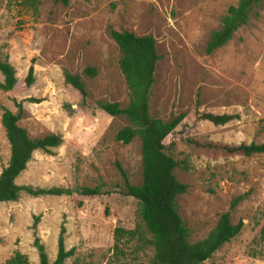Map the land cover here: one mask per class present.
Masks as SVG:
<instances>
[{
    "label": "rangeland",
    "instance_id": "1",
    "mask_svg": "<svg viewBox=\"0 0 264 264\" xmlns=\"http://www.w3.org/2000/svg\"><path fill=\"white\" fill-rule=\"evenodd\" d=\"M237 2L70 0L64 7L41 0L36 10H28L0 0V60L8 61L18 79L26 76L30 66L34 71V83L19 89L15 99L41 100L23 103L18 125L30 139L50 134L62 137L59 147L33 153L16 184L67 189L102 186L108 192L85 200L80 207L71 197L33 198L25 193L14 202L0 203V264L16 251L27 257L28 264H38L31 229L34 216L40 217L36 235L50 263L63 222L65 249L75 248L63 264H151L154 252L139 218V203L123 194L125 180L116 168H121L129 185L141 184L140 140L136 137L128 145L115 141L128 121L107 116L96 107L102 102L125 108L130 100L110 29L153 37L160 59L149 113L163 122L185 115L166 143L175 142L172 152L179 166L173 174L187 186L176 198V206L188 241L204 239L228 211L231 224H243L233 239L202 264H264V153L244 157L215 148L264 144V0L229 42L209 55L204 52L221 17ZM86 67L96 69L94 78L83 73ZM63 72L81 78L89 107H80V96L64 83ZM1 106L16 113L2 91ZM196 111L236 119L213 126L198 120ZM9 157L0 123V172ZM116 227L135 231V237L124 240L122 255L114 258Z\"/></svg>",
    "mask_w": 264,
    "mask_h": 264
},
{
    "label": "trees",
    "instance_id": "2",
    "mask_svg": "<svg viewBox=\"0 0 264 264\" xmlns=\"http://www.w3.org/2000/svg\"><path fill=\"white\" fill-rule=\"evenodd\" d=\"M41 0H8L11 4H18L28 10H36ZM262 0H238L235 5L229 6L225 15L221 17L219 28L213 31L206 43L205 54L209 55L229 42L236 31L246 25L253 10ZM56 4L67 6L70 0H53ZM109 36L117 46L120 58L118 67L124 77L130 93V100L125 108L116 103L98 102L96 107L110 117H124L128 125L120 129L115 135V141L128 145L138 137L141 143V184L131 186L127 182L121 168H116L125 180L123 194L137 200L140 206L139 218L150 236V245L153 248L151 264H202L210 259L219 248L233 239L241 230L243 224L238 221L231 224L229 211L222 214L215 227L208 235L195 243L188 241L187 230L178 214L176 198L186 192L187 186L175 178L173 171L179 166L173 156L172 149L175 142L166 143L180 127L185 119L184 114L172 117L168 122L154 118L149 113V98L154 83V72L157 61L160 59L155 47V40L151 36H135L127 31L109 30ZM89 78L96 76L94 67H86L83 72ZM0 91L13 103L16 113L1 106V126L10 148V157L6 167L0 172V203L14 202L21 193L33 198L38 197H71L80 207L85 200L108 194L102 191V186L94 188L67 189L61 187L35 188L19 186L16 178L26 169L28 162L36 151L48 153L51 148L62 144V137L56 134L46 135L38 139H30L25 129L18 125L23 115V103L39 104L40 99L29 98L25 101H16L19 89L29 88L34 83V71L30 66L24 78L15 76L13 67L5 59L0 60ZM64 83L75 90L80 96V107L87 108L88 92L78 75L63 72ZM198 104V100L196 101ZM197 119L206 121L213 126H224L236 119L232 115H214L196 111ZM225 154H238L250 157L264 153V144H240L234 147H216ZM241 198H236L230 209ZM104 215L108 216L107 207ZM39 216L33 217L31 229L33 231V247L37 251L38 264H63L67 258L75 254V248L65 249V227L62 222L57 237V252L52 263L44 246L36 235ZM264 232V230H263ZM135 231L116 227L112 232V256L122 255L123 241L133 240ZM4 264H28L27 257L16 251ZM75 264H80L75 262ZM105 264H116L107 262ZM123 264V263H121Z\"/></svg>",
    "mask_w": 264,
    "mask_h": 264
}]
</instances>
